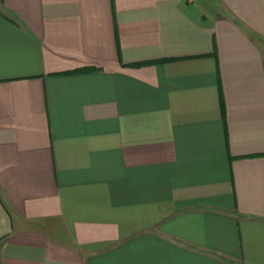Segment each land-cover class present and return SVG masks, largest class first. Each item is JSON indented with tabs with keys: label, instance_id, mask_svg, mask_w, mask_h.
<instances>
[{
	"label": "crops",
	"instance_id": "obj_1",
	"mask_svg": "<svg viewBox=\"0 0 264 264\" xmlns=\"http://www.w3.org/2000/svg\"><path fill=\"white\" fill-rule=\"evenodd\" d=\"M0 264H264V0H0Z\"/></svg>",
	"mask_w": 264,
	"mask_h": 264
}]
</instances>
